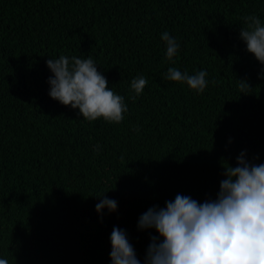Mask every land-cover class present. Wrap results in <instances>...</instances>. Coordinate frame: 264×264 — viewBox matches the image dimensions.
I'll list each match as a JSON object with an SVG mask.
<instances>
[{
	"label": "trees",
	"instance_id": "obj_1",
	"mask_svg": "<svg viewBox=\"0 0 264 264\" xmlns=\"http://www.w3.org/2000/svg\"><path fill=\"white\" fill-rule=\"evenodd\" d=\"M252 14L264 22V0H0V255L110 264L118 226L143 260L158 235L137 229L149 207L215 199L242 150L264 163L262 66L239 36ZM164 31L181 43L174 63ZM61 54L97 62L125 97L122 122H89L48 95L46 61ZM169 67L205 69L209 84L196 93L165 79ZM137 75L148 79L139 96ZM104 192L118 210L101 221Z\"/></svg>",
	"mask_w": 264,
	"mask_h": 264
},
{
	"label": "clouds",
	"instance_id": "obj_2",
	"mask_svg": "<svg viewBox=\"0 0 264 264\" xmlns=\"http://www.w3.org/2000/svg\"><path fill=\"white\" fill-rule=\"evenodd\" d=\"M242 20L240 39L261 64L258 75L264 78V22L254 14ZM161 39L167 60L174 63L181 50L180 41L168 31L161 33ZM46 64L52 73L47 80L52 99L78 109L89 122L100 118L109 123L124 120L128 112L125 97L109 86L91 56L61 54L49 58ZM165 79L186 84L200 94L209 84L205 69L190 74L169 67ZM239 81L241 93H247L250 86ZM147 84L145 76L137 75L130 88L139 96ZM100 148L97 144L94 151L99 152ZM256 159H248L247 150H242L236 166L227 163L215 199L200 202L190 195L177 194L164 207L154 205L142 213L137 221L138 231L154 229L158 233L150 236L143 260L127 230L114 226L109 237L110 264H264V163H257ZM106 192L96 195L99 200L95 210L101 221L105 210L109 214L118 210V201ZM0 264H10V260L0 255Z\"/></svg>",
	"mask_w": 264,
	"mask_h": 264
}]
</instances>
